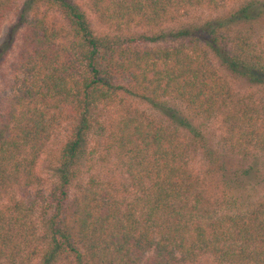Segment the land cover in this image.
<instances>
[{
    "label": "trees",
    "instance_id": "trees-1",
    "mask_svg": "<svg viewBox=\"0 0 264 264\" xmlns=\"http://www.w3.org/2000/svg\"><path fill=\"white\" fill-rule=\"evenodd\" d=\"M18 1L0 0V27ZM88 1L108 32L94 33L72 0L22 1L0 110V264H264V193L233 213L203 202L206 178L222 176L231 156L248 164L246 178L264 170V101L233 86L264 87V37H255L264 0ZM188 5L216 14L168 27ZM129 97L172 102L189 117L164 123L136 113ZM99 106L117 108L106 149L126 182L77 183ZM214 118L228 155L192 123ZM46 159L53 182L40 169Z\"/></svg>",
    "mask_w": 264,
    "mask_h": 264
},
{
    "label": "rangeland",
    "instance_id": "rangeland-1",
    "mask_svg": "<svg viewBox=\"0 0 264 264\" xmlns=\"http://www.w3.org/2000/svg\"><path fill=\"white\" fill-rule=\"evenodd\" d=\"M22 1L17 2L18 6L15 11L7 14L0 27V110L4 107L6 99L12 90V69L16 62L18 45L20 44L22 31V18L19 13L23 11ZM85 12L88 21L96 34L108 32V29L99 22L93 11L90 9L88 0H72ZM233 6V2H229L226 8ZM18 9V10H17ZM220 10L219 12L223 11ZM216 12L202 8L199 6L188 5L178 12L177 20L169 24L168 27H180L188 25L199 26L207 19L213 17ZM21 19V20H20ZM16 25V27H15ZM141 30V29H137ZM142 31V30H141ZM262 35L264 37V27L255 32V37ZM234 89L243 94H252L258 101H264V87L260 85H252L245 79L233 81ZM126 104L130 106L136 113L143 114L147 117L155 118L168 123L172 121L169 116L176 113L179 118L184 114L189 117L187 111L180 105L167 102L165 105L159 104L154 106L138 97H129ZM171 108V111L167 109ZM117 108H105L99 106L94 110L95 123L88 134L87 142L84 145L83 153L80 158L81 180L77 183L86 182L90 177H102L104 181L126 182L121 175L119 159L114 152L106 149L107 134L110 121L113 119L112 114ZM167 111V112H166ZM112 117V118H111ZM206 134V137L216 146L219 144L221 150L225 153L226 147L223 146L222 137L224 136L223 124L218 118L209 120H195L192 122ZM230 153H227V155ZM230 157V155L228 156ZM231 164L239 165L237 170L227 164V169L223 175H209L203 185V202L205 208L212 214L216 213H233L243 211L264 193V170L262 168H254L251 171L250 178L243 175V170L248 164L244 160H240V156H231L228 158ZM204 160L198 156L195 160V167L200 169ZM245 163V164H244ZM242 164V165H241ZM42 175L48 182L54 181L53 164L49 159L40 162ZM235 170V171H234ZM235 174V175H234ZM242 176V177H239ZM234 179V180H231ZM194 264H214L213 260L208 257H202Z\"/></svg>",
    "mask_w": 264,
    "mask_h": 264
}]
</instances>
